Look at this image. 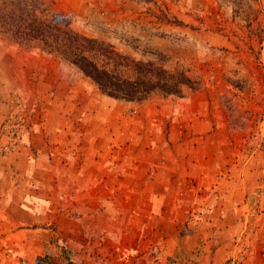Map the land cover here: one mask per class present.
I'll list each match as a JSON object with an SVG mask.
<instances>
[{"label": "rangeland", "instance_id": "rangeland-1", "mask_svg": "<svg viewBox=\"0 0 264 264\" xmlns=\"http://www.w3.org/2000/svg\"><path fill=\"white\" fill-rule=\"evenodd\" d=\"M56 6L79 32L202 84L115 99L59 58L0 35V264L54 257L41 255L44 228L61 231L51 240L71 258L101 224L97 213L155 193L170 200L158 211L168 217L152 220L162 231L128 264H264V0ZM92 180L124 181L127 200L100 184L92 190L109 197L105 206L87 198Z\"/></svg>", "mask_w": 264, "mask_h": 264}, {"label": "trees", "instance_id": "trees-1", "mask_svg": "<svg viewBox=\"0 0 264 264\" xmlns=\"http://www.w3.org/2000/svg\"><path fill=\"white\" fill-rule=\"evenodd\" d=\"M0 35L26 49L59 58L115 99L142 101L154 92L182 95L184 87L196 89L202 84L184 69L137 59L108 41L79 32L57 10L56 0H0ZM49 258L48 254L40 260L58 264L48 262ZM64 261L75 264L67 256Z\"/></svg>", "mask_w": 264, "mask_h": 264}, {"label": "crops", "instance_id": "crops-1", "mask_svg": "<svg viewBox=\"0 0 264 264\" xmlns=\"http://www.w3.org/2000/svg\"><path fill=\"white\" fill-rule=\"evenodd\" d=\"M167 152L169 151L167 150ZM104 183L94 182L92 180L91 184L87 187V198L91 200L92 198L100 200L99 203L105 206V203L107 202L109 197L107 198L103 193L99 197L92 190L93 188H95V186L97 187L100 184L102 188L110 187L111 189H113L115 191L113 197L117 195L122 201L127 200L122 196L123 189H127L124 181H115L111 184V186L108 182ZM128 188H131L130 185L128 186ZM2 201H4L5 203L8 202L9 204L13 202L8 198H2ZM129 201L134 206H129L127 209L123 210H120L119 207H116L115 211L110 212L108 216H105L104 212L96 214V217L102 222L101 224H98L99 226H93L94 230L91 231L90 235L89 233H87L84 249L79 251L78 254L71 256L70 259L73 260L75 264H77V262H75L76 259H81L85 264H100V262H102V260L104 259H106L109 264L113 261H116L120 264H125V262L126 264H128V262L131 261V256H133L132 258L135 260L144 256L142 254L149 249L151 243H155L154 239L151 241L149 237L154 238L159 232L162 231L157 226V223L153 222L152 220L157 221L160 217L167 218V214L159 215L158 211L160 206L171 205V202L170 200L168 202L167 197H165L164 195H160L157 193L150 194L144 197V202H138L139 199ZM141 203H145V205L149 207L148 215L143 214L137 207ZM106 205H108V203ZM175 205L176 203L174 204V206ZM166 210H168V207H166ZM26 213H28V211ZM105 217H107V219H105ZM170 217L174 218L173 215H171ZM29 219L30 212L29 216H27L26 221H28ZM31 220L38 221L37 215L31 216ZM54 220H57V222L59 221L60 223L62 221V217L56 216ZM145 220L149 223L153 222V225H151L152 227H150L146 222L142 224V221ZM165 220L169 221L172 219ZM106 221H108V224L106 223ZM58 233L62 234L61 231H59ZM58 233L55 230L45 228L42 229V232H40L41 238L39 242L43 243L44 249L42 251V254H40L43 256L46 255L49 250H54L56 251L54 253V257L49 258L48 262L52 261L58 264H66V262L64 261V256L61 252L62 246H60V244L62 242H59L58 245L55 241L51 240L56 236H59ZM95 234H98V236H101L100 238L107 239L109 242H111L110 245H112V247L106 249L105 246H101V241H99L97 237H93ZM4 238H6V236ZM128 241H130V244H127ZM99 254H101V256ZM108 255L111 259L107 258ZM137 255H139V258L137 257ZM9 263L7 261L6 264Z\"/></svg>", "mask_w": 264, "mask_h": 264}]
</instances>
